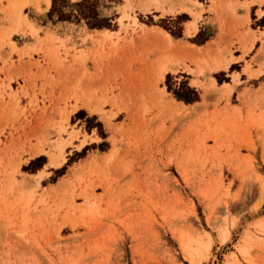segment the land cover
Segmentation results:
<instances>
[{
    "label": "rangeland",
    "instance_id": "rangeland-1",
    "mask_svg": "<svg viewBox=\"0 0 264 264\" xmlns=\"http://www.w3.org/2000/svg\"><path fill=\"white\" fill-rule=\"evenodd\" d=\"M80 1L0 0V264H264V20Z\"/></svg>",
    "mask_w": 264,
    "mask_h": 264
},
{
    "label": "crops",
    "instance_id": "crops-1",
    "mask_svg": "<svg viewBox=\"0 0 264 264\" xmlns=\"http://www.w3.org/2000/svg\"><path fill=\"white\" fill-rule=\"evenodd\" d=\"M198 2H200V4H202L203 8H204V13H202V23H197V31L195 34L191 35V38H196L198 36V34L200 33V30L202 28V24L203 23H207V24H212L215 26V28L217 30H219V28L222 29H227V25L230 23V11L226 9V6H230V4H234L233 8L235 9V13L236 15L239 17H244V18H248V21H252L251 15H255L256 19L255 21H262L264 20V0H213L211 2V0H197ZM261 12L263 13L262 15H260L259 17L257 16V13ZM186 13L181 12L178 13L177 15L181 16L184 15ZM174 15V16H177ZM240 19H234V22L237 23L239 22ZM192 21L190 18L185 20L183 22L184 25H186L187 22ZM158 28V27H157ZM249 31H251L254 35H249L250 38H252L253 36L255 37V40L252 43V47L250 50V54L248 55V58L245 59V62H249L251 60H253V58L256 57V53L254 51H257L261 45V39L257 38L259 35L258 34H263L264 33V24H262L261 26H257V28H252L251 26H249ZM172 37V36H171ZM183 38V37H182ZM173 39H181V37H176ZM215 39V36L212 38ZM209 41L205 42V45L208 44ZM196 45V44H194ZM205 45H200V46H205ZM240 57V55H236L234 56L235 61H233L232 64H238L240 69H243V64H241V61H236V59H238ZM262 60V59H261ZM253 68H255L254 66H252ZM241 71H238L237 73L240 74Z\"/></svg>",
    "mask_w": 264,
    "mask_h": 264
},
{
    "label": "trees",
    "instance_id": "trees-1",
    "mask_svg": "<svg viewBox=\"0 0 264 264\" xmlns=\"http://www.w3.org/2000/svg\"><path fill=\"white\" fill-rule=\"evenodd\" d=\"M56 4L57 0H53V9ZM73 6L76 7L78 9V12L88 20L91 29H105L109 27L106 21L98 19L96 14L93 12L92 0H81L80 2L73 4ZM175 98L178 101H182L186 104H191L198 100L196 92L189 89L188 87L181 88L180 92L175 93Z\"/></svg>",
    "mask_w": 264,
    "mask_h": 264
},
{
    "label": "bare ground",
    "instance_id": "bare-ground-1",
    "mask_svg": "<svg viewBox=\"0 0 264 264\" xmlns=\"http://www.w3.org/2000/svg\"><path fill=\"white\" fill-rule=\"evenodd\" d=\"M47 4L51 5V0H47ZM54 163V162H53Z\"/></svg>",
    "mask_w": 264,
    "mask_h": 264
}]
</instances>
